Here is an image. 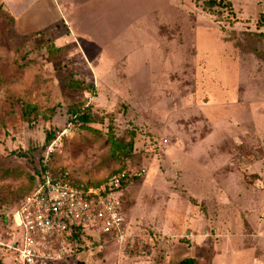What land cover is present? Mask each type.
Returning <instances> with one entry per match:
<instances>
[{"label":"rangeland","instance_id":"obj_1","mask_svg":"<svg viewBox=\"0 0 264 264\" xmlns=\"http://www.w3.org/2000/svg\"><path fill=\"white\" fill-rule=\"evenodd\" d=\"M230 1L0 0V264H19L13 214L46 164L88 185L148 168L120 196L133 250L97 236L47 264H175L220 242L226 264L263 256L249 245L264 225V57L248 33L264 31V0ZM67 77L87 89L66 92ZM111 134L134 138L128 156Z\"/></svg>","mask_w":264,"mask_h":264},{"label":"built area","instance_id":"obj_2","mask_svg":"<svg viewBox=\"0 0 264 264\" xmlns=\"http://www.w3.org/2000/svg\"><path fill=\"white\" fill-rule=\"evenodd\" d=\"M167 143L168 138H162L158 147L162 149ZM147 171L146 166L125 167L100 184L78 185L66 171L56 176L45 170L13 214L18 233L12 232L8 246L15 251L18 263L65 260L77 255L95 235L115 242L121 250H133L138 237L126 228L120 196L125 181L142 177Z\"/></svg>","mask_w":264,"mask_h":264},{"label":"trees","instance_id":"obj_3","mask_svg":"<svg viewBox=\"0 0 264 264\" xmlns=\"http://www.w3.org/2000/svg\"><path fill=\"white\" fill-rule=\"evenodd\" d=\"M208 3L212 6H215V5L229 6L232 9V2L230 0H208ZM0 11L3 12L4 14H6L7 17H11L9 12L2 5H0ZM256 24L259 28L264 27V9L261 11L260 16L257 19ZM248 35H250L248 40H250V39H254L255 41L258 40L257 42H258L259 46L255 48V51L259 55L264 57V31L250 32V33H248ZM16 36L18 38H20V36H18V35H16ZM58 50H59V47L55 46L54 42L51 41L48 43V51L50 52V54L52 56H54ZM16 52L19 56L17 63L21 67L26 66L29 62H31L32 59L29 58V54H30L29 51H24L23 48L18 46L16 48ZM62 81L64 82L63 87H64V90L66 92L81 91V90L87 89V85L84 83L83 80H79V79H76L74 77H67V78L62 79ZM16 102L21 106L22 114L25 118H31L38 113L37 105L32 104L28 101H25L22 98H18L16 100ZM73 113L75 114L76 117H79V119L83 122L87 123L90 120V116H89L88 112L82 113L80 110V106H76L75 109H73ZM51 137H52L51 134H47V137H46V143L47 144H49L51 142ZM107 140L110 141V143L112 145L114 155L122 154L123 156H126V155L128 156L129 153L131 152V150L133 149V146H134V138H132L130 140V142H125L121 138L120 139L114 138L113 135L111 134L108 136ZM121 169L122 168H120L114 172H117ZM45 170H50L56 176H60L65 172V170H62V169L54 170L53 168H51L49 165L46 164L45 166H43V168H41L40 176ZM2 176H5V174H2ZM70 178H71L73 183L78 184V185L82 184V182L77 181L71 175H70ZM41 179H42V176L40 177L39 180H41ZM130 180L131 179L125 181L124 186ZM194 263H195V258L185 257L181 261H179L178 263H175V264H194Z\"/></svg>","mask_w":264,"mask_h":264},{"label":"crops","instance_id":"obj_4","mask_svg":"<svg viewBox=\"0 0 264 264\" xmlns=\"http://www.w3.org/2000/svg\"><path fill=\"white\" fill-rule=\"evenodd\" d=\"M126 223V222H125ZM127 226V223H126ZM261 227V228H260ZM127 228V227H126ZM252 236H253V240H251L250 245L249 246H253V248H255V252L256 255L258 254V251H260V249L263 250V256L262 257H255L252 259H248L246 261L243 260H237L235 263H231V264H264V225H258L257 227L253 228V232H252ZM97 237L96 235L87 240V245L90 244V242H92V239ZM115 243V242H114ZM204 243H207V241H205ZM209 244V243H207ZM205 245V244H204ZM202 244V246H204ZM219 245V249L218 246ZM224 243L220 242V244H213V247H203L201 246L200 251H201V255L198 257L194 256V254H189V256L187 257H193L196 258V262L194 264H226L225 262L221 261V258H223V254L225 251L230 249V246L225 248ZM230 245V244H229ZM209 247V248H208ZM212 249V250H210Z\"/></svg>","mask_w":264,"mask_h":264}]
</instances>
